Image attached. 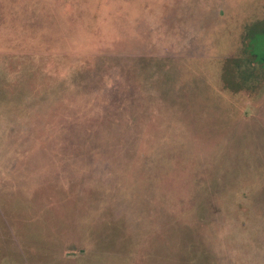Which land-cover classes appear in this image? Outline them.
<instances>
[{
    "label": "rangeland",
    "instance_id": "rangeland-1",
    "mask_svg": "<svg viewBox=\"0 0 264 264\" xmlns=\"http://www.w3.org/2000/svg\"><path fill=\"white\" fill-rule=\"evenodd\" d=\"M248 30L264 0H0V264H264Z\"/></svg>",
    "mask_w": 264,
    "mask_h": 264
},
{
    "label": "trees",
    "instance_id": "trees-1",
    "mask_svg": "<svg viewBox=\"0 0 264 264\" xmlns=\"http://www.w3.org/2000/svg\"><path fill=\"white\" fill-rule=\"evenodd\" d=\"M250 31L251 30H248L245 35V42H244V49H243L244 52H246V55L248 57V59L245 62H242L245 65L243 69V73H242L243 75H246L245 82L248 81V78H251L252 76H256L257 75L256 73H258L260 70H264V50H260L258 46H255L253 44L254 34H252ZM248 63L250 65H252L253 63L254 65H258V66L255 68L249 69ZM242 83H244V81H242Z\"/></svg>",
    "mask_w": 264,
    "mask_h": 264
}]
</instances>
